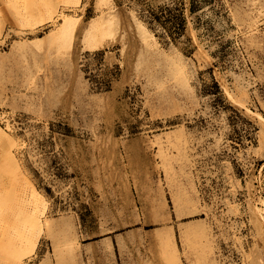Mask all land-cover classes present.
<instances>
[{
  "label": "rangeland",
  "instance_id": "374dc122",
  "mask_svg": "<svg viewBox=\"0 0 264 264\" xmlns=\"http://www.w3.org/2000/svg\"><path fill=\"white\" fill-rule=\"evenodd\" d=\"M0 264H264V0H0Z\"/></svg>",
  "mask_w": 264,
  "mask_h": 264
},
{
  "label": "bare ground",
  "instance_id": "6f19581e",
  "mask_svg": "<svg viewBox=\"0 0 264 264\" xmlns=\"http://www.w3.org/2000/svg\"><path fill=\"white\" fill-rule=\"evenodd\" d=\"M73 2L78 3L79 0H73ZM20 8H18V15H20V12L24 14L23 6ZM9 155L11 157L13 166L18 170L19 165L16 159L14 158L13 154L10 153ZM24 181L25 184H23L21 187H17L18 193L16 195V199L25 203L28 215L26 223L28 225L29 235L26 241L18 244L17 246V252L19 253L18 259H21L26 255L31 254L35 250L42 225L41 218L46 207V201L43 195L35 188V186L28 179H25ZM20 183L22 184V182Z\"/></svg>",
  "mask_w": 264,
  "mask_h": 264
}]
</instances>
